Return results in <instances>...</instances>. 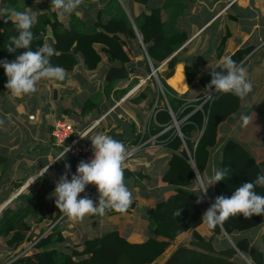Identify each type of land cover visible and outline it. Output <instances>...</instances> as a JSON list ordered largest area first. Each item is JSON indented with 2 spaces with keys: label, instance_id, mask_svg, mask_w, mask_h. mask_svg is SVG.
<instances>
[{
  "label": "trees",
  "instance_id": "16d2710c",
  "mask_svg": "<svg viewBox=\"0 0 264 264\" xmlns=\"http://www.w3.org/2000/svg\"><path fill=\"white\" fill-rule=\"evenodd\" d=\"M133 1L144 6H147L149 2L148 0ZM114 2L117 3L116 0ZM187 2L186 0H165L162 7L150 8L149 12H142L134 18L135 26L121 6L114 12L107 10L106 20L99 18L96 22L88 24L75 15H71L68 22L62 21L58 14L50 12L51 5H42L41 8L47 9L49 13L36 15L31 29L34 34L31 50L35 51L48 42L55 49V55L50 59L51 64L64 68L67 75L77 71L79 57H82L88 71L100 69L103 60L105 63L107 61V66L123 67L128 66L132 61L128 52L130 50L127 49V41H139V34L153 66L158 69L166 63L158 71V76L176 119L181 121L188 117L181 125V131L187 147L193 154L196 169L204 180L213 159V152L219 144L220 127L239 112L242 100L232 93L219 92L212 102L204 104L203 111L194 112L193 106L184 100V96L177 94L167 84L175 72L178 62L177 53L189 40L188 33L180 30L177 25L180 17L184 15ZM29 5L30 0H3L0 7L25 11ZM164 12L170 13L166 20L163 18ZM4 21L5 23L0 25V61L7 59L11 62L26 50L17 49L14 53L7 51L6 45L10 36L17 35V32L7 17H3ZM1 29L4 32H1ZM255 49V46L242 48L231 58L241 65ZM222 70L221 64L208 71L199 66L186 67L189 84L195 83L201 77L200 84L205 93L198 99L202 101L207 94L211 93L206 89V85L212 78L210 73ZM0 83V90L7 91L8 89L5 88L7 77L2 66H0ZM61 86L62 84H58L57 81L53 84L52 94L55 101L60 99L61 94L57 89ZM129 90L127 88L115 92L113 82H109L105 85L103 93L108 100L114 95L113 98L120 101ZM162 99L155 80L151 79L141 93L132 100L137 105L145 102L149 108H152L156 100L159 101L160 107L153 125V134L165 131L173 122L167 107L161 103ZM95 109L96 104L87 100L78 116L85 119ZM65 113L69 114L70 111L66 110ZM203 128L204 132L196 143L194 136ZM115 137L116 140L126 143L123 138ZM161 140L172 153L168 170L162 181L174 187L175 190L148 211L146 221L134 222V226H140L144 231L148 230L151 236L143 237L142 241L129 240L115 230L101 237L85 240L82 244L67 245L69 235L66 230L60 228L58 223L48 234L44 231L32 240L34 235L32 222L41 224L45 220L46 203L43 197L45 190H49V179L46 180L43 176L38 178V181L40 179L42 181L40 190L20 195L12 202L14 203L11 204L12 206L8 205L0 213V238L5 239L9 251L17 252L21 249V252H24L27 244L32 245L34 249L32 254L21 257L17 254L18 258H11L8 264H240L238 259L240 253L256 264H264V253L257 246L246 237L238 239L235 237L263 226L264 215H253L248 219L242 214L230 216L222 225L212 229L214 237L211 239L199 237L188 245L177 246L176 242L181 235L195 233L196 229L203 225L204 213L197 203L199 196L194 190V188L198 189L195 170L185 151L181 150L182 140L176 136L175 129H169L162 134ZM130 143L136 142L134 140ZM4 161L0 157V172ZM63 161L65 165L70 164V172L76 174L79 163L70 158H64ZM123 168L124 181L144 178L129 168ZM217 169L227 170V175L224 180L215 183V196L214 199L210 198L211 203H214L216 197L221 195L231 197L236 188L243 183L253 181L258 173L264 171V161L259 163L256 155L246 144L232 138L228 139L222 147ZM45 185L47 189L44 190ZM22 186L23 184H15L16 189ZM255 191L259 195H264V188L257 187ZM89 194L90 192L85 196L91 197ZM181 209V215L177 217L174 213ZM136 210L137 202L133 200L127 211L117 213L108 210L107 213L109 215L123 214L128 219L129 214H134ZM97 216L95 215L96 218ZM59 218L60 216H57V219ZM224 234L233 240L234 246L227 243L224 248H221L216 244L217 237Z\"/></svg>",
  "mask_w": 264,
  "mask_h": 264
},
{
  "label": "crops",
  "instance_id": "0c3cea01",
  "mask_svg": "<svg viewBox=\"0 0 264 264\" xmlns=\"http://www.w3.org/2000/svg\"><path fill=\"white\" fill-rule=\"evenodd\" d=\"M38 1L40 0H30V5L25 9V11H33L35 9L33 5H35ZM116 1L117 3L114 2V0H83L79 8L72 14H60L59 11L54 9L52 6L50 8V11L51 13L60 15V17H62L65 22H68L70 20L71 15H75L86 23L92 24L99 18H102V20H106L107 10L110 9L111 12H114L118 9L119 6H121L134 23L133 19L138 17L142 12H149L150 8L162 7L165 3V0H148V5L144 6L133 0H126L132 2V4L129 3L130 6L134 5V8L129 10V8H127L128 5L125 4L124 0ZM44 2L50 3L51 0H45ZM186 2L187 8L184 10V15L178 20L177 25L180 30L188 33L189 40L186 45L183 46L182 49L177 53L178 62L175 66V72L172 78L167 81V84L177 94L183 95V98L187 103L194 102L201 94L205 93V90L200 84L201 77L193 84L188 83L185 72V69L188 65L199 66L203 70L208 71L220 66L221 61L224 57H231L238 50L248 46L256 47V49L241 64V66L246 69L247 77L252 83V91L244 100H242L240 111L234 116H231V118L223 123L220 127V139L223 137V141H220L219 139L218 147L213 152V159L211 160L209 168L204 176V182L206 181L205 183H207L208 177L212 175V169H217V162L220 160V152L224 143L228 139L233 138L240 140L242 143L246 144V146H248L250 150L256 155L259 163L264 161V0H186ZM202 10L204 11V14L206 13L204 16L208 18L207 20L203 21V23L194 19L195 17H197L198 11ZM38 13H41V10L36 11V15ZM169 15V12H164V20H166ZM134 29L138 34L136 27H134ZM209 34L210 36H208ZM138 36L139 41H127V49L130 50L128 52H130L129 54L132 58L131 63L128 66L126 65L129 71L128 79L109 81L107 79V76L110 70L113 68H120V66L110 67L107 66V61L105 63L100 78H106L107 83L117 82L118 84H114L115 92L119 90H125L127 88H134L143 80L148 79L151 74L150 72L152 62H149V56L146 48L144 44H142L143 41L139 34ZM201 40L202 42L200 48L198 46V48H196V50L192 52L193 54L190 55L193 47H195ZM203 41H206L205 45H203ZM165 64H163L159 68V70L163 68ZM103 82L104 81L100 83L102 89L104 90V87L105 85H107V83L103 84ZM149 83L150 80H148L142 87H139L137 91L130 97L124 96L125 100L118 106L117 103L121 102L124 98H122L120 101H117L115 98H113L114 95H112L111 102L113 103V105L110 108H108L109 105L102 108V102H100V105L96 106V112L98 114L104 113L103 117L109 112H111V114L106 119L101 121L100 125L93 131V135H95L96 133H102L104 135L111 136L114 139H116L115 136L123 138L124 132L121 128L118 127L116 122V118L122 117L132 125L133 132L135 134L134 140L136 142V139L138 140L139 138L140 131L149 120L153 112V107L157 103V100L152 108H149L145 102L137 105L134 104L132 100L135 99ZM25 99L26 98H20L21 101H24ZM105 107L107 109H105ZM241 114H245L250 117V123L246 127L242 126V121L240 120ZM88 116H91V114H89ZM34 118V116H31V119ZM110 119H112V121H109ZM92 120L94 119L92 118ZM97 120H99V118L96 119V121ZM58 122L61 121L55 122V126ZM92 124L93 122L91 121L89 126H91ZM53 125L54 123L51 124V126ZM85 126H87V123H84L82 125V127ZM54 127L50 130V133H52ZM48 138V140H44L46 146H50V155L48 154L47 157L44 156L43 160V162L48 163L46 166L51 164V162H53L55 158L51 134H49ZM126 142H129L128 144H133L130 143L131 141ZM121 143L124 144V142ZM171 155V151L166 147L153 149L138 154L130 161L129 165L123 166L144 177L140 180L134 178L129 181H124L126 185L129 183L133 185L128 187V189L133 193V200H136L137 202V210L133 215L129 214L130 217L128 219L127 217L125 218V215L123 214L109 215L106 211L103 216L99 217V219H101L100 221H102V219L107 220L114 228L112 229L113 231H119L123 237L129 240L142 241L144 239L143 237L151 236L152 234L148 230H133V228H130V231H128V227H133L134 222H136L134 218L136 217L143 218V220L140 222H144L148 216V211L153 208L156 203L160 202L161 199L165 200L168 195L174 192V187L162 181L164 174L168 170ZM43 168L44 165L39 167L36 173L33 174L21 173L20 171L12 172L13 176L11 177V179L15 178L16 176L17 177L15 179H18L12 184L13 190H16V183L23 184V186L21 189H19V192L15 191L14 195L13 192H10L9 195H13L11 196L12 198L9 197L11 199L7 198L9 192H6V196L4 197L6 199H2L0 195V212H2L20 195L28 194L26 193V190L36 183L40 174L44 172ZM48 171L51 173V178L49 179L48 183L50 189V185L52 187H56V182L62 176V174L60 173L61 166L59 165V163H52ZM55 172L57 176L52 177V173ZM67 174L68 178L71 179V176L73 174L71 172H68V170ZM196 179H198V175H196ZM214 189L215 184L211 187V189H209L212 199H214L215 196ZM194 190L198 194L199 198H201V192L197 188H194ZM91 198L93 200L94 197ZM98 198L99 193L93 201L95 203H98ZM199 205L203 213H205L207 209L203 207L202 202H200ZM139 211H141V214ZM66 219H68L67 221L72 223L69 217H67ZM43 223L46 226L48 223V219L45 218ZM67 228L72 229L71 225ZM263 230L264 225L244 234L242 233L235 235V237H237L238 239L245 237L243 235L253 234L251 237L246 238H248L252 244L257 246L258 249L264 253V249H260V247L258 246V243L261 242V239L264 237V235H262L260 239H258L259 237L256 236L260 235ZM196 232L197 236L208 240L214 237L213 230L209 229L205 224L197 228ZM186 234H183L178 238L176 242L177 246L185 245L183 241L186 240ZM191 234H193V232H191ZM217 239L218 240L216 244L221 248H224L227 245L224 242L225 239L222 236H218ZM1 240L4 239L1 238L0 241ZM239 255L240 261H243L241 257H243L244 259H248L244 255ZM7 256H9V254H7ZM240 263L243 264L244 262Z\"/></svg>",
  "mask_w": 264,
  "mask_h": 264
},
{
  "label": "clouds",
  "instance_id": "9594fccd",
  "mask_svg": "<svg viewBox=\"0 0 264 264\" xmlns=\"http://www.w3.org/2000/svg\"><path fill=\"white\" fill-rule=\"evenodd\" d=\"M83 0H51V6L60 14H72L82 4ZM0 17H7L15 26L17 35L10 36L6 45L9 53L17 49L26 51L17 55L9 62L7 59L0 61V66L5 70L7 83L5 88L14 96L30 95L37 91V84L43 79L63 81L67 72L60 66L51 64L50 59L55 55V49L45 42L35 51L31 50L34 39L32 27L35 23V12L18 11L11 8L0 9ZM222 71H212L211 81L206 89L212 92L232 93L244 100L252 91V83L247 77L246 69L237 64L230 56L221 61ZM242 126L250 123V117L241 114ZM5 121L0 119V125ZM86 138V137H82ZM93 147V158L90 161L81 160L77 166L76 174L68 178L64 174L56 182L54 196L56 207L60 213L72 220L83 219L87 215H101L111 210L117 213L127 211L133 202V193L124 182L123 164L127 156L124 144L111 136L96 133L89 138ZM66 151L59 153L54 163L65 158ZM44 166L46 174L51 166ZM70 172L71 165L66 164ZM227 170L212 169V175L208 177L207 183L201 181V199L207 194L208 188L215 183L224 180ZM88 185H95L99 193L98 204L90 197H80ZM264 188V171L258 173L256 178L235 189L231 197L223 195L216 197L215 202L206 210L202 217V223L209 229H215L222 225L230 216L243 215L246 219L253 215H264V195H259L255 188ZM181 210L174 214L179 217Z\"/></svg>",
  "mask_w": 264,
  "mask_h": 264
},
{
  "label": "rangeland",
  "instance_id": "374dc122",
  "mask_svg": "<svg viewBox=\"0 0 264 264\" xmlns=\"http://www.w3.org/2000/svg\"><path fill=\"white\" fill-rule=\"evenodd\" d=\"M2 1L3 0H0V5ZM44 1L41 0L38 1L35 5H33L35 9L30 12L36 13V11L41 10V13H46V12L49 13L47 9H43L41 8V6L51 4V2L45 3ZM124 2L125 4L128 5L127 8H129V10L134 8V5L130 6V4H132L131 1L124 0ZM203 12H204L203 10L198 11L197 17H195L194 19L200 21L201 23L207 20L208 18L204 16L206 13L204 14ZM60 19L64 21L62 17H60ZM3 23H5V21L3 22V17H0V25ZM1 32H4V30L1 29ZM208 36H210V34ZM201 42L202 40L196 45L197 47L196 46L193 47L190 55L193 54L192 52L196 50L198 46L200 48ZM205 44L206 41H203V45ZM79 61L80 63L77 67V71H74L69 75H67L63 81L43 79L40 82H38L36 86L37 93L35 92L34 94H30V95L14 96L8 90L7 91L5 89L0 90V119H3L5 121L3 125H0V157L5 160L4 164L2 165V171L0 172V178H1L0 195L2 199H6L4 198L6 196V192H9L7 197L9 198L14 195L15 191L17 192L20 191L19 189L13 190L12 184L16 182V180L18 179H15L17 176L11 179V177L13 176L12 172L20 171L21 173L33 174L36 173L39 167L43 165L46 166L48 164L47 162H43V160H44V156L47 157L48 154L50 155V146L48 145L46 146L44 140L49 139L48 136L49 134H51L50 130L55 126V122L61 121L65 123H72L75 126H77V128H84L82 127L84 123H87V126H89L91 121L94 124L95 122L99 121L100 118H103L104 115V113L101 112L102 114H98L96 110H94L93 111L94 113H91V116H88L87 119L85 120H83V118L78 116L81 113L84 103L87 100H91L94 104H96V106L100 105V102H102L101 105L102 108L104 106L107 107L108 105H109L108 108H110L113 105L111 99L107 100L105 98L103 93L104 90L101 87L102 81H104L103 84L107 83L106 78L105 79L100 78L103 72V68L105 66L104 60L103 63L101 64L100 69L96 71H88L83 64L82 57H79ZM56 81L58 84L59 83L62 84V86L61 88L57 89L61 94L60 99H57L55 101L52 94V88H53V84H55ZM113 84H118V83L114 82ZM20 98H26V99L24 101H21ZM162 100H164V97ZM106 107L105 109H107ZM66 110H69L70 113L69 114L65 113ZM31 116H34L35 118L31 119ZM92 118L94 120H92ZM98 118L99 120L96 121V119ZM109 121H112V119H110ZM53 123L54 125L51 126V124ZM220 141H223V137L220 139ZM197 172L195 173L196 175ZM50 174L51 173L49 171L46 174L43 172L40 174L39 178L44 176L45 179L48 180L51 178ZM52 174H53L52 177L57 176L56 172ZM201 181L204 180L198 173V179H196V183L198 186V190L201 192L200 195H202V191L200 189ZM126 186L130 187L133 185L129 183ZM212 186L208 188L206 196L204 195L202 198V205L206 209H208L212 204L210 199L211 194L209 192V189H211ZM41 187H42V181L40 179L39 181L37 180L36 183L32 185V187H29L26 190V193L30 194L35 190H40ZM43 189L44 190L47 189V186L45 185ZM54 191H55V186L52 187L50 185L49 191L45 190L44 192L45 194L43 198L46 203L45 218L48 219V223L45 226L44 223L40 224V223H36L35 221L32 222L33 233H34V235L31 238L32 240L36 239L44 231L46 232L45 234H48L51 231V229L54 226H56L58 223L60 228H62V230H66V233H68L69 235L68 236L69 241L67 239L66 242L67 245H75L76 243L82 244V242H84L85 240L101 237L113 231L112 229L114 228L110 225V223L107 220L102 219V221H100L101 219H99L98 214H97L98 215L97 218L95 217V215H87L83 219H77V220L70 219L72 223L67 221L68 220L66 219L67 216L60 213V210L56 207V203H55L56 197L54 196ZM10 192H13V195L12 194L9 195ZM88 192H90L91 197H94L93 200L98 196V191L95 185H88L85 188V191L83 192L84 194L83 193L80 194L82 195L81 197L83 198ZM200 199L201 198H199V200ZM11 204L14 203L11 202L9 205ZM139 212L141 214V211ZM57 216H60V218L57 219ZM134 220L137 222L139 220L140 222L143 220V218L136 217L134 218ZM70 225L72 229L67 228ZM128 228H129L128 231H130V228H133V230L142 229L140 228V226H134V225L133 227L129 226ZM196 233L197 232L193 234H191V232H189L188 234L185 233L186 240H184L183 243L185 245H188L194 239L197 240L199 236H197ZM224 235L226 237L225 236L222 237L225 239L224 242L227 244L232 239H230V237L227 234ZM252 235L253 234H247L243 236L251 237ZM262 235H264V230L260 235H256V236H258L259 237L258 239H260ZM226 238L230 240L228 241ZM66 244L64 246H66ZM232 245L234 246V243ZM258 246L260 247V249L262 248L264 249V237L261 239V242L258 243ZM25 249L26 250L24 252H21V249L17 252H9L5 239L1 240L0 264H8V261L14 257L15 259H17L18 258L16 257L17 254H19V257H21L24 256L25 254H32L34 252V249L30 244H27L25 246ZM7 254H9V256H7ZM241 258L243 261L240 260L239 261L244 262L243 264H256L252 260L244 259L243 257Z\"/></svg>",
  "mask_w": 264,
  "mask_h": 264
},
{
  "label": "built area",
  "instance_id": "2783aa9c",
  "mask_svg": "<svg viewBox=\"0 0 264 264\" xmlns=\"http://www.w3.org/2000/svg\"><path fill=\"white\" fill-rule=\"evenodd\" d=\"M158 71L159 68L156 69L151 64V74L148 77V79L143 80L136 87L131 88L126 96L130 97L132 94H134L137 91L139 87H142L148 80L154 79L157 84L159 93L162 95V97H164L163 105L167 107L168 111L173 117L172 125L159 134H153V125L155 123V118L157 113L159 112V107H160L157 101L156 105L153 107V112L149 120L140 131L139 138L138 140L136 139V143L135 144H128L129 142L124 143L127 149V156L123 166L129 165L130 161L135 156H137L142 152L150 151L153 149L165 148L164 146L165 143L161 140L162 134L167 132L169 129H175L176 136H178L183 142L182 151H185V153L189 158L190 164L193 166V169L197 172L193 154L187 147V144L185 142L184 136L181 131V125L186 122L188 117L182 119L181 121H178L176 119L169 105L165 90L158 77ZM218 93L219 92H215L214 90L211 93L207 94L206 98H204L202 101L201 99H196L194 102H191L190 104L193 106L194 112L203 111L204 104L212 102L215 99V97L218 95ZM124 100L125 98L122 99L121 102H118L117 106L120 105ZM110 114L111 112L106 114L103 118H101L99 121L95 122L91 126L89 127L85 126L86 128L85 127L77 128V126L71 123L58 122L51 133L54 151H58V155H59L60 152L63 153L66 151V148H68L70 150L67 152L65 158H70L77 163H79L81 160L90 161L93 158V147L91 140L89 138L93 136V131L100 125L101 121L106 119ZM206 119H207V114H206ZM203 132H204V128L202 130H198V132L194 136L196 143H198ZM82 137H86V138H82ZM55 159L56 156L54 160ZM56 163H58V161L54 162V164Z\"/></svg>",
  "mask_w": 264,
  "mask_h": 264
},
{
  "label": "water",
  "instance_id": "95a60500",
  "mask_svg": "<svg viewBox=\"0 0 264 264\" xmlns=\"http://www.w3.org/2000/svg\"><path fill=\"white\" fill-rule=\"evenodd\" d=\"M143 44V42H142ZM149 62L151 61L150 58H148ZM129 78V71L126 66L120 67V68H113L108 73L107 79L109 81H116V80H126ZM116 122L119 128H121L124 132L123 139L126 141H133L135 139V134L133 132L132 125L125 120L122 117L116 118ZM54 155H58V151H54ZM59 165L61 166V174L64 175L67 173L64 161L61 159L58 161ZM198 175V172H197ZM230 240V239H229ZM230 243L233 244V242L230 240Z\"/></svg>",
  "mask_w": 264,
  "mask_h": 264
}]
</instances>
